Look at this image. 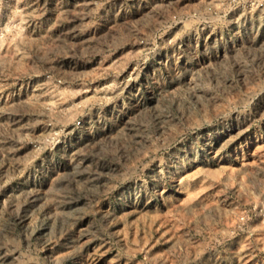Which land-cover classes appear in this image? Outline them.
<instances>
[{
	"label": "rangeland",
	"instance_id": "obj_1",
	"mask_svg": "<svg viewBox=\"0 0 264 264\" xmlns=\"http://www.w3.org/2000/svg\"><path fill=\"white\" fill-rule=\"evenodd\" d=\"M0 264H264V0H0Z\"/></svg>",
	"mask_w": 264,
	"mask_h": 264
}]
</instances>
